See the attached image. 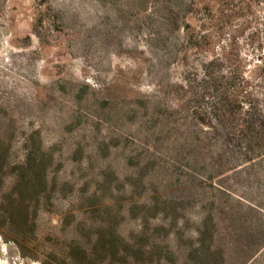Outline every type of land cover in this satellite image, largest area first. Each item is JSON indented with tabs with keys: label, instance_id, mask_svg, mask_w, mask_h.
I'll return each instance as SVG.
<instances>
[{
	"label": "rangeland",
	"instance_id": "374dc122",
	"mask_svg": "<svg viewBox=\"0 0 264 264\" xmlns=\"http://www.w3.org/2000/svg\"><path fill=\"white\" fill-rule=\"evenodd\" d=\"M166 18L165 0H0L1 138L16 160L25 138L40 133L44 147L63 163L56 187L61 199L52 209L74 214L65 234L58 216L42 217V251L56 241L81 237L75 233L82 224L94 231L90 226L109 216L127 239L139 229L141 220L130 202L131 194L148 192V185L137 187L135 181L140 172L150 171L148 147L158 139L162 164L170 155L165 129L153 132L158 123L154 117L162 118L163 104L173 101V94L160 92L159 79L181 83L202 59L189 52L184 67L167 57L172 47L170 40L162 42ZM155 32H160V40ZM234 33L240 51L249 52L242 40L246 34ZM150 96L156 105L144 108L140 100ZM190 152L175 151L180 165L186 164L182 155ZM188 165L206 177L211 171L191 160ZM165 177L159 173L160 179ZM65 180L71 186L62 191ZM203 184L199 195L187 200L181 219L184 236L176 244L178 259L154 258L149 264H264V211L247 206L248 200L262 201L261 187L247 181L244 173L231 172ZM92 193L107 197L113 206L91 211L84 199ZM210 201L216 202L212 211L221 220L217 244L223 256L196 263L188 256V237L197 229L195 219L208 212L202 203ZM230 214H235L232 221ZM53 227L59 241L46 234ZM0 264L39 263L21 259L0 236Z\"/></svg>",
	"mask_w": 264,
	"mask_h": 264
},
{
	"label": "trees",
	"instance_id": "16d2710c",
	"mask_svg": "<svg viewBox=\"0 0 264 264\" xmlns=\"http://www.w3.org/2000/svg\"><path fill=\"white\" fill-rule=\"evenodd\" d=\"M165 2L166 35L162 42L170 40L172 47L167 57L184 67L189 52L202 59L190 71L192 76L183 77L181 83L159 79L160 92L173 94V101L163 104L162 118L154 117L158 123L153 132L165 129L170 155L162 164L157 154L158 139L148 147L146 166L150 171L145 175L140 172L135 180L137 187L148 185V192L131 194L130 210L141 220L134 238L121 236L106 212L108 219L90 226L94 231L82 224L78 228L81 232L75 233L81 237L56 241L42 251V217L58 216L59 230L64 234L69 216L74 218L69 210L59 214L52 209L61 199L56 187L57 170L63 163L56 160L52 149L44 147L38 131L25 138L16 160L0 135V236L21 259L39 264H149L154 258L175 261L179 257L177 241L184 236L181 219L187 200L199 195L203 181L229 172L244 173L247 181L261 187L262 201L248 200L247 206L264 211V0ZM259 8L262 15L257 17ZM238 30L241 36L246 34L242 40L250 47L249 52L240 51L234 33ZM153 35L157 39L161 34ZM140 102L144 108L156 105L151 96ZM189 148L192 155H182L186 164L180 165L175 151ZM190 160L204 169L209 166V175L189 167ZM162 171L166 176L163 180L159 178ZM61 185L65 186L62 191L71 186L66 180ZM84 200L96 213L113 206L107 197L96 193ZM201 207L208 212L195 219L197 229L188 237V256L196 263H210L223 256L217 244L221 220L212 211L217 207L215 201L204 202ZM232 215L229 221L234 220ZM46 234L59 241L54 227Z\"/></svg>",
	"mask_w": 264,
	"mask_h": 264
}]
</instances>
